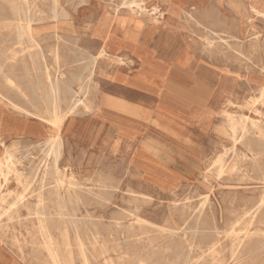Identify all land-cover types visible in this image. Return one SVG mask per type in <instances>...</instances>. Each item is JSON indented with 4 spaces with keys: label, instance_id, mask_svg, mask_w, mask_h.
<instances>
[{
    "label": "rangeland",
    "instance_id": "obj_1",
    "mask_svg": "<svg viewBox=\"0 0 264 264\" xmlns=\"http://www.w3.org/2000/svg\"><path fill=\"white\" fill-rule=\"evenodd\" d=\"M5 1L0 4V8L7 13ZM135 1V5H138L130 9L122 5L123 0H59V15L52 18L51 0H34L33 12L37 20L33 26L37 30L42 61L51 73L59 65L65 76L71 79L70 71L89 65L93 57L98 55L104 37L108 36L105 41L107 45L112 44L113 36L122 43L142 46L153 53L157 67L153 62L155 67H141L138 70L153 86L149 94L151 113L146 116L139 114L138 120L147 124L143 117L146 120L148 116L150 122H153L156 116L163 117L173 130L186 137L183 140L168 138L159 129L153 128L151 123L140 132L145 134L148 147H141L142 150H138V155L135 156L133 145L137 146L138 139L133 141L125 137L120 138L117 131L120 126L130 123L127 120L129 116L115 110L111 112L110 108L100 106L95 90L92 89L87 96L89 106L78 107L75 110L77 113L74 112L68 118L62 130L60 169L67 176H73L74 181L83 189L93 187L97 181L103 180L102 182L106 183L107 188L102 189L104 199L88 205V214L83 206L78 205L80 213L84 215L83 222H91L86 214L100 217L98 230L104 237L115 235L113 226H107L109 223L113 224L112 217H123L127 211H136L139 216L155 224L164 223L165 219L169 218L179 224L181 211L184 209L186 214L192 213L187 221L190 226L196 221L194 216H204V219L198 217L203 220L199 222L198 229L205 228L204 232L213 230L208 238L212 236V239H220L228 252L231 238L226 235L225 230L228 228L226 223L230 217L232 202L244 200L247 205L254 203L263 195L264 183L259 172L253 169L251 161H239L238 168L222 173H219L215 165L207 178L203 177V169L224 146L226 149L231 146L221 133L226 122L219 113L225 105L227 95L235 90L239 97L237 104H242L250 97L256 98L259 86H264V18L251 12L245 0ZM5 38L9 37L0 35V47H11L9 51L14 50L16 53L14 60H8L4 64L5 71L12 72L15 82L20 83L23 89L30 84L38 85L39 82L43 87L33 92L34 94L30 89H25L27 95L24 98L0 77V92L9 100L31 111H44L46 88L42 72L37 74L30 68L29 49L18 51L17 47L11 46L10 39ZM147 54L151 55L149 52ZM96 58L91 85L96 86L98 91L105 87L110 75L119 73L131 76L135 71L132 64L119 63L109 57ZM41 65L38 66L42 67ZM73 86L76 88L75 84ZM140 94L122 91L117 95L127 104H138L142 98H138ZM158 96L161 108L167 110L166 116V113H159L155 109L157 101L153 98ZM36 107L38 111L35 110ZM229 111L236 117L244 114L264 126V104L260 102L254 106L234 105ZM30 121L34 122L36 119L30 118ZM143 127L140 125L141 129ZM25 129V119L10 115L0 105L1 133L16 135L22 134ZM42 139L40 130L38 135L21 141L18 154H26L23 164L27 175L31 166L36 164L41 156L39 151ZM240 151L246 152L244 146L238 145L236 154L228 150L225 161H229L233 156L239 157L237 154ZM158 178L175 183L176 193L158 192L153 186L149 187L142 182ZM39 182L36 178L33 187L37 188ZM47 183L44 192L53 187V178L50 177ZM11 189L18 187L11 185ZM132 192L143 193L147 197L134 201L135 195ZM52 204L49 201L47 206L56 210V200H53ZM78 206L66 204L69 209ZM121 222H125V219ZM200 232L202 233V230ZM199 233L197 238L201 237ZM12 236L13 233L9 229L3 239L13 255L21 258L25 264H48L45 251L37 244L27 242L21 254ZM252 239L251 241L260 248L252 252L251 264H264L262 240L257 236ZM75 264H80L78 259Z\"/></svg>",
    "mask_w": 264,
    "mask_h": 264
},
{
    "label": "bare ground",
    "instance_id": "obj_2",
    "mask_svg": "<svg viewBox=\"0 0 264 264\" xmlns=\"http://www.w3.org/2000/svg\"><path fill=\"white\" fill-rule=\"evenodd\" d=\"M245 1L251 12L264 18V0ZM2 2L4 0H0V4ZM5 2L7 4V13L0 8V35L8 36L9 38L5 39H10L11 46L17 47L18 51L29 49L30 68L35 73L42 72L46 97L43 100L45 110L39 112L37 106L35 110L38 112H35L9 100L0 92V105L5 111L26 120V129L22 134L13 135L0 132V264H25L21 258L13 255L7 248L3 238L7 236L9 229L13 233L12 240L21 254L23 253L22 248L27 245V242L35 243L45 251L48 264H75L76 259L79 260L80 264H251L253 260L252 252L260 248V246L257 247L256 243L251 241L253 240L252 237H260L262 240L261 245H264V191L263 195L250 205H247L244 200L232 202L230 217L227 220L228 223H226L228 228L225 230L226 235L231 238L228 252L225 251L220 239H217V237L212 239V236L208 238L213 230L204 232V226H201L203 229H198L200 228L199 222L203 221L199 219H204V216H200V214L194 216L196 221L193 226H190L187 221L192 213L186 214L184 209L181 211L179 224L170 220L171 218L165 219L164 223L155 224L139 216L138 212L130 210L123 217H112L114 220L113 224L109 223L107 225L109 227L113 226L114 236L108 238L99 233L100 217L94 214H89L88 216L86 208L92 202L96 203L104 199V191L102 189H106L107 185L102 180L97 181L91 188L83 189L74 181L73 176L64 174L60 169L63 149L61 134L68 118L74 112L77 113L75 110L78 107L87 108L89 106V103L87 104V96L88 94L90 95L92 89L96 90V86L91 85L96 57H108L111 53H116L105 49L107 36L106 38L104 37L101 43L98 55L93 57L89 65L81 66L78 70L69 72L71 79L65 76L59 65L51 73L48 66L42 61L43 56L39 48L37 30L33 26V23L37 20L33 12L35 7L34 0H6ZM135 2V0H123L122 5L131 9ZM59 5V0H51L50 17H58ZM139 5L141 6V4ZM223 46L225 45L223 44ZM10 48L6 46L0 47V77L11 89L25 98L27 95L26 90L30 89L33 93L43 86L39 85L40 82H37L38 85L30 84L29 87L24 86L25 90L19 85L20 83L15 82L12 72L5 71L4 64L6 61L16 58L15 51H9ZM56 58L57 53L55 54ZM150 65L155 67L153 62H150ZM74 84L76 88H74ZM33 94L31 95L33 96ZM237 99H239L237 92L233 90L227 95L224 101L225 105L221 107L219 112L226 122V126L221 133L231 143L230 149H226L224 146V149L213 157V160L204 167L203 177L207 178L215 165H217L219 173H222L238 168L239 161H251L253 169L259 172L264 183V126H260L258 122L244 114L236 117L229 111L234 105L240 107L241 105L254 106L258 102L264 104V86H259L256 98L250 97L243 101L242 104H237ZM102 102L111 108L127 113L131 116V118L128 117L130 121L138 117L139 112L135 106H126L111 99H105ZM63 104L64 106H62ZM42 113L44 115H41ZM30 118H34L36 121L31 122ZM151 123L153 128L156 127L161 132L168 133L174 137L180 136L163 117L159 118L156 116ZM35 129H39L43 133L39 151L41 156L38 162L31 166V171L27 175L24 172L23 164L26 154H21L20 152L19 155V147L22 140L29 139L30 136L35 135ZM119 129L121 130L118 131L120 138H132L136 134L130 123L124 127L120 126ZM143 137V135L140 137L141 140ZM145 141L146 138L141 143L143 147L147 148ZM238 145L244 146L246 152L240 151L237 154L239 157L233 156L229 161H225L226 155L228 156V150L236 154ZM191 165L195 164L191 163ZM122 172L124 173V171ZM50 177L53 178V187L44 192ZM36 178L40 182L37 188H34L33 183ZM115 180L112 181L115 182ZM142 182L144 185H149V187L153 186L158 192L176 193V184L165 179L158 178L152 181L143 180ZM11 185L17 186L18 189H11ZM132 193L135 195L134 201L138 200V198L145 199L144 197H147L143 193ZM53 200L58 203L56 210L47 206L48 202L51 201L52 204ZM67 203L83 206L87 212L86 216L91 222H83L84 215L82 216L80 213L81 209L79 206L69 209L66 208ZM123 219H125V222H121ZM212 222L215 223L216 221ZM206 223L205 221L204 224L206 225ZM213 223L212 225H215ZM252 227L254 229H251ZM200 230H202V233ZM199 232L201 237L197 238L196 235ZM213 236L215 237L216 234H213ZM37 255L36 257H38Z\"/></svg>",
    "mask_w": 264,
    "mask_h": 264
},
{
    "label": "crops",
    "instance_id": "obj_3",
    "mask_svg": "<svg viewBox=\"0 0 264 264\" xmlns=\"http://www.w3.org/2000/svg\"><path fill=\"white\" fill-rule=\"evenodd\" d=\"M114 42V43H113ZM105 49L109 52H115L111 53L108 57L110 59H113L119 63H128V64H132L135 66V71L132 73L131 76H123L119 73H114L112 75H110V77L108 78V80L106 81V85L103 89H99L96 87L95 90V95H96V99L98 100V104L102 107H106V108H110L111 112H113L114 110L117 112H121L124 113L123 111H119L117 109L111 108L107 105H105L102 100L105 99H111V100H115L117 102H121L123 104H125L126 106H135L138 109V117H135L132 119V121L129 120L130 124H132V128L133 130L136 132V134L132 137L129 138V140H135L138 139V143L136 142L137 146L133 145V153L135 156L138 155V150H142V148L147 149L145 147H143V144L141 143L142 140H144L146 138L145 134H140V132H142L143 130H145V127L149 126L151 124V122L148 119L145 120V118L143 117L145 122H150V123H141L138 118L140 117L139 114H143V116L148 115V113L150 114L151 111L150 109H152L151 103L149 100L150 99V88H152L153 86L145 80V77L143 75V73H139L138 70L142 67L143 69L147 68V69H151L152 66L150 65V62H154V64L157 67V64L154 61V55L151 51H147L145 48H143L142 46H138L136 44H128V43H122L118 38L113 37L112 36V44L111 45H107L105 44ZM151 53V55L149 56L147 53ZM120 59V60H119ZM145 67V68H144ZM150 71V70H149ZM138 72V73H137ZM144 72V71H143ZM145 74V73H144ZM165 81V80H164ZM163 81V82H164ZM149 89V90H148ZM128 92V91H132L135 92L137 94H140V103H133V104H127L125 103L122 99L119 98V96L117 95L119 92ZM144 92V93H143ZM157 92V90H156ZM147 97V100H145V98ZM155 99V101H157V104L155 105V109L159 112V113H166L165 116L167 115V110H164L163 108H161L160 102H159V96L157 98H153ZM152 102V101H151ZM4 109V108H3ZM5 110V109H4ZM113 110V111H112ZM147 110V111H146ZM110 112V113H111ZM146 112V113H145ZM127 116H129L127 113H124ZM14 117H16V115L10 114ZM131 118V116H129ZM128 120V117H127ZM166 120V119H165ZM140 125L144 126L142 129L140 128ZM152 125V124H151ZM124 127V126H123ZM120 129L118 128L117 131H119ZM38 131L40 132L39 129H35V135H38ZM121 131V130H120ZM176 132V131H175ZM177 133V132H176ZM43 133H41L42 135ZM162 134H164L165 136H167L168 138H172V139H182L186 136H183L181 134H179L180 136L174 137L168 133L162 132ZM142 135L144 136L143 139L141 140L140 137H142ZM189 138V137H188ZM146 146L148 147L147 143V138H146ZM141 143V145H140ZM131 144V143H130ZM142 147V148H141ZM1 151V148H0Z\"/></svg>",
    "mask_w": 264,
    "mask_h": 264
}]
</instances>
